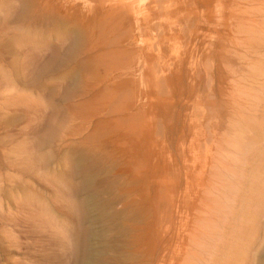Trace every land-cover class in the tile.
I'll use <instances>...</instances> for the list:
<instances>
[{
    "label": "rangeland",
    "instance_id": "obj_1",
    "mask_svg": "<svg viewBox=\"0 0 264 264\" xmlns=\"http://www.w3.org/2000/svg\"><path fill=\"white\" fill-rule=\"evenodd\" d=\"M229 4L0 0V264H264V75L230 70Z\"/></svg>",
    "mask_w": 264,
    "mask_h": 264
},
{
    "label": "bare ground",
    "instance_id": "obj_2",
    "mask_svg": "<svg viewBox=\"0 0 264 264\" xmlns=\"http://www.w3.org/2000/svg\"><path fill=\"white\" fill-rule=\"evenodd\" d=\"M228 8H229L231 19L233 20V27H232L233 35L231 37V43H233V45H232L233 48H232V50H230L231 55H232L231 59H233V61L236 59V57L233 55L234 53H236L240 58L242 57V55H245L249 58L248 59L249 62H247L249 64V67H240L238 69H236V68L234 69V67L231 66L232 60L228 61L229 65H230V70H231V72L232 71L234 72V73L232 72L233 74L239 75L240 78L245 77V78H249V79L250 78L257 79L258 77H260V75L261 76L264 75V68L262 66H261L260 70L257 71V67L260 65V63L264 57V53H263V51H264V0H230V4H229ZM232 52H233V54H232ZM262 53H263V55H262ZM225 54H226V52H225ZM250 57H252L253 59H251ZM262 63H263V61H262ZM234 64H235V62H234ZM253 68H254V70H252ZM251 70L254 71L253 72L254 74L251 72ZM241 72H243V74H240ZM250 73H252V74H250ZM247 76H249V77H247ZM230 80H232V79H230ZM245 82H246V79H245ZM249 92H252V91H249ZM241 93H243V92H241ZM244 97H245V95H244ZM252 99H254V98H252ZM248 101H250V100H248ZM230 103H231V101H230ZM234 105H236L238 107L239 106L242 107V105L238 102H235ZM241 109H243V108H240L239 111ZM236 112H237V110H235L233 113L236 114ZM242 114L244 115L245 112ZM252 114H253V112H252ZM254 115H255V113H254ZM230 116L232 117L231 114H230ZM245 116H246V114H245ZM234 118H236V117H234ZM249 124L251 125V123H249ZM231 125L229 127H227V129L222 134H214V136H213L212 142H213L214 148L212 147L210 149V152H211L210 157L207 160V163L203 169V172H204L205 177H206V187L204 189V193L209 192L211 194L213 191V188L215 186L214 183H212V181L214 179H216L215 183L217 186L218 177L221 175L222 172L229 170L228 159H229V156H231L230 154H231L232 139L235 138L234 133L232 135L233 138H231V130L233 129ZM244 130H245V128H244ZM239 138H240V136H239ZM239 141H240V139H239ZM241 142H243V140ZM234 144H236V143H234ZM232 154H233L232 156H234V153H232ZM241 163L242 162H240V164ZM216 186H215V188H216ZM202 200L204 201L205 205H209L211 203L210 195H208V196L205 195L202 198Z\"/></svg>",
    "mask_w": 264,
    "mask_h": 264
}]
</instances>
